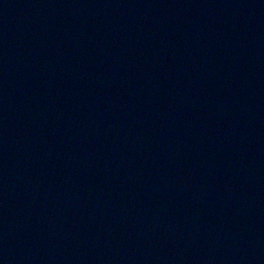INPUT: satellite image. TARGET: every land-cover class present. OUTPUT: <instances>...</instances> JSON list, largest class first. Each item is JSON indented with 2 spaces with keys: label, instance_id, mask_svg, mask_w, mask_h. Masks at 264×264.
Returning <instances> with one entry per match:
<instances>
[{
  "label": "water",
  "instance_id": "obj_1",
  "mask_svg": "<svg viewBox=\"0 0 264 264\" xmlns=\"http://www.w3.org/2000/svg\"><path fill=\"white\" fill-rule=\"evenodd\" d=\"M0 264H264V0H0Z\"/></svg>",
  "mask_w": 264,
  "mask_h": 264
}]
</instances>
